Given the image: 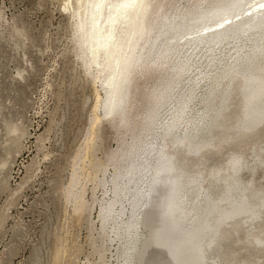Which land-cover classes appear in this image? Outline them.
<instances>
[{
	"label": "bare ground",
	"instance_id": "6f19581e",
	"mask_svg": "<svg viewBox=\"0 0 264 264\" xmlns=\"http://www.w3.org/2000/svg\"><path fill=\"white\" fill-rule=\"evenodd\" d=\"M59 2V12L67 17L72 33L61 58L75 53L82 77L91 82L94 94L89 129L81 147L83 155L77 153L72 159L64 199L77 220L85 213L91 215L88 185L92 186L91 198L102 187L108 200L103 199L98 216L102 245L96 246L92 235L87 238L92 256L106 264L102 253L113 249L123 264H136L150 225L151 229L162 226L156 250L150 247V259L158 264H168L172 259L198 264L197 259H184L191 250L201 260L216 264H264V220L257 195L264 187L258 182L264 179V171L257 167L255 171L234 173L232 156L240 145L227 142L228 129L240 118L260 120L264 115V8L260 7L264 0H145L147 7L115 24L110 22L107 8L97 11L90 6L98 0ZM220 6L229 9L211 15ZM5 27L10 28L11 38L13 34L26 38L0 12V35ZM13 43L16 50L21 49ZM21 45L24 47V41ZM25 72L16 73L24 80ZM134 73L143 80L141 83H134ZM134 97L138 98L136 103L146 98L142 111L131 102ZM230 106L232 110L224 113ZM104 121L130 140L119 144V152L108 155L110 165L94 157ZM3 126L4 143L19 149L26 130L12 120H3ZM204 136L210 141L202 139ZM214 140L225 148L219 150ZM259 140L258 132L254 140L241 142L247 161L246 147L252 144L258 149L250 164L259 158L260 147L253 144ZM8 150L7 156L12 154ZM7 162L0 165L4 167ZM167 163L173 164L174 175L167 170ZM160 171L164 173L157 176ZM244 171L247 179L242 177ZM237 179L246 187L237 190ZM157 186L150 204L152 189ZM172 186L176 190L169 200ZM245 199L247 205L242 210ZM168 208L170 221L164 216ZM217 225L211 249L201 255L199 246L206 230ZM138 230L147 234L141 231V238ZM104 238L108 239V249ZM186 242L198 245L188 246ZM118 244L119 249L115 247ZM61 251L54 252V262Z\"/></svg>",
	"mask_w": 264,
	"mask_h": 264
},
{
	"label": "rangeland",
	"instance_id": "374dc122",
	"mask_svg": "<svg viewBox=\"0 0 264 264\" xmlns=\"http://www.w3.org/2000/svg\"><path fill=\"white\" fill-rule=\"evenodd\" d=\"M59 5V0H0L3 19L10 25L14 23L26 35L24 40L15 34L11 38L9 27H5L0 35V164L8 161L5 168L0 165V264L96 263L97 256H92L87 238L92 235L96 238V246L102 245L98 216L100 204L106 200L103 195L106 190L98 188L91 198L92 186L88 185L87 201L92 208L91 215L88 217L85 213L80 220L71 216L72 206L65 202L63 194L72 176V159L77 153L83 155L81 147L89 129L94 94L91 82L82 77L75 53L61 58L66 39L72 33L67 17L59 12ZM13 42H17L21 49L16 50ZM17 70L26 71L22 75L24 80L17 76ZM134 75V83L143 81ZM134 99L131 102L135 106L138 98ZM144 101L146 98L140 99L136 103L140 107H135L142 111ZM241 104L242 101L238 102ZM232 108L230 106L223 112L229 113ZM3 120H12L26 130L27 136L19 149L4 143ZM105 122L100 132L103 140L97 141L94 157L110 165L108 155L119 152L120 145L130 140ZM202 139L210 141L205 136ZM259 141L253 144L260 147ZM216 142L212 143L219 150L225 148L224 144ZM246 149L250 159L246 158L251 161L258 149L252 144ZM6 150L12 154L7 156ZM244 175L246 179L249 176L246 171L242 177ZM260 176L261 171L255 175L257 181ZM97 177L102 180L99 174ZM263 180L258 182L264 183ZM128 217L130 220V213ZM91 224L94 229L90 228ZM141 231L138 230L139 236L147 234ZM103 240L105 249H108V239ZM119 246L115 247L119 249ZM56 249L63 251L59 262L53 260ZM110 251L102 253L106 264L122 263L117 253L113 249Z\"/></svg>",
	"mask_w": 264,
	"mask_h": 264
},
{
	"label": "snow or ice",
	"instance_id": "6c2138e0",
	"mask_svg": "<svg viewBox=\"0 0 264 264\" xmlns=\"http://www.w3.org/2000/svg\"><path fill=\"white\" fill-rule=\"evenodd\" d=\"M91 7L95 8L97 11H102L104 8H107L109 11V20L113 24L117 23L119 19L130 18L133 13L136 12L137 9H143L147 7L145 0H98V2L92 3ZM261 8H264V4L260 5ZM261 78L264 79V61H262L261 65ZM229 136L228 141L229 143H233L236 145H240V147L234 149L233 156H232V171L234 173H239L243 170L255 171L258 167L261 171H264V116L261 117L260 120H256L254 118H240L239 121L231 126L229 129ZM260 133V152L259 158L253 163H248L245 160L243 151H242V141L246 140H254L257 133ZM234 187L239 190L241 187H246L242 185L240 181L237 179ZM175 186H172L170 189V194L168 199L171 200L173 194L175 193ZM260 204V217L264 220V187L261 188L260 192L257 194ZM256 197H253L255 199ZM247 205V199L243 202ZM250 207V205H249ZM223 223V221H218V225ZM217 227L208 228L206 230V234L202 238L201 244L199 246L201 255H206L207 250L211 249L217 234ZM161 239V234L156 232L152 234L150 237L149 243L151 241L159 242ZM175 256V253H173ZM125 264H130L129 261H125ZM154 264H158V262H154ZM171 264V261L168 262ZM198 264H216L215 261L209 262L208 260H201L198 261Z\"/></svg>",
	"mask_w": 264,
	"mask_h": 264
},
{
	"label": "water",
	"instance_id": "95a60500",
	"mask_svg": "<svg viewBox=\"0 0 264 264\" xmlns=\"http://www.w3.org/2000/svg\"><path fill=\"white\" fill-rule=\"evenodd\" d=\"M228 9H229V7H227V9L225 10V11H228ZM233 10V8L231 9V11ZM225 11H222V12H225ZM230 11V12H231ZM222 12H219V13H216V14H213V16H216V15H218V14H220V13H222ZM264 116V115H263ZM200 151V150H199ZM167 170L169 171V173H172L173 175H174V170H173V164L172 163H167ZM160 168H162V167H160ZM159 173H164L163 171H160V172H158V174H157V176L159 175ZM161 177V176H160ZM159 182H160V180H159ZM154 187V186H153ZM157 189H158V186H157V188H156V190H153L152 189V192H151V201H150V204L152 203V201H153V197H154V195L156 194V191H157ZM169 202H171V201H168V203ZM149 204V205H150ZM244 205L245 204H243L242 205V207L240 208V209H242L243 207H244ZM243 210V209H242ZM242 210H240V211H242ZM171 214H172V212H171V209H169L168 208V210L167 211H164V216L166 215V219L168 218V221H170V217H171ZM148 227V231H150V232H148L149 233V235H148V238H147V240L144 242V244H143V246H142V250H141V253H140V255L138 256V258H137V261H136V264H153L154 262L153 261H151V259H150V257H152V253H151V248L150 247H153V251H155L156 250V248H157V243L158 242H156V241H151L150 243H149V240H150V237L152 236V234H154V233H156V232H159V228H161L162 226H160L159 228L157 227V228H153V229H151L150 228V225H148L147 226ZM189 242V241H188ZM188 242H186L187 244L186 245H190V246H195V245H198V242L197 243H188ZM196 251H198V248H196ZM185 258H190V261H194L195 259H197V260H199V261H201V259H200V256H199V254H197L195 251H189L188 252V256H186V257H184V259ZM183 259V258H182ZM172 261V263L173 264H178L180 261H178V260H175V259H172L171 260ZM181 264H184V263H182V262H180ZM190 264H193V263H190Z\"/></svg>",
	"mask_w": 264,
	"mask_h": 264
}]
</instances>
